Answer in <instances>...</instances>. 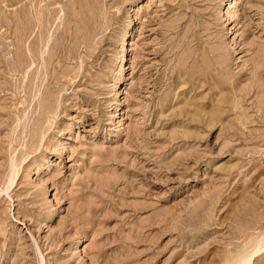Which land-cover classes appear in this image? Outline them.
Returning <instances> with one entry per match:
<instances>
[{"label":"rangeland","instance_id":"obj_1","mask_svg":"<svg viewBox=\"0 0 264 264\" xmlns=\"http://www.w3.org/2000/svg\"><path fill=\"white\" fill-rule=\"evenodd\" d=\"M0 264H264V0H0Z\"/></svg>","mask_w":264,"mask_h":264}]
</instances>
